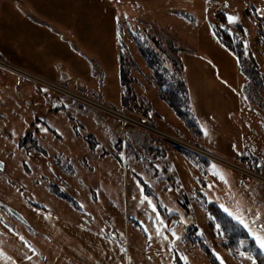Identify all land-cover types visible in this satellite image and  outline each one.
<instances>
[{"label": "rangeland", "instance_id": "1", "mask_svg": "<svg viewBox=\"0 0 264 264\" xmlns=\"http://www.w3.org/2000/svg\"><path fill=\"white\" fill-rule=\"evenodd\" d=\"M61 1L51 0L52 17ZM92 2L103 7L91 13L95 25L102 13V24L116 31L128 76L122 100V83H116L113 107L145 115L160 135L123 131L114 117L66 96L64 84L6 61L0 65V264H212L206 247L223 264H264V255L258 261L247 251L249 241L227 250L208 208L220 206L259 247L264 0ZM222 14L261 84L249 81L243 61L216 37L213 25ZM192 88L199 91L192 96L199 107ZM251 154L250 165L237 157Z\"/></svg>", "mask_w": 264, "mask_h": 264}, {"label": "crops", "instance_id": "2", "mask_svg": "<svg viewBox=\"0 0 264 264\" xmlns=\"http://www.w3.org/2000/svg\"><path fill=\"white\" fill-rule=\"evenodd\" d=\"M92 1L63 0L57 6L56 17H52L51 0H0V59L39 77L56 80L67 89L89 91L92 96L118 106L116 83L118 79L122 83V100L128 80L122 47L116 31L102 24V13L95 25L91 13L102 12L103 7ZM105 34L107 44H102L98 39L101 41ZM126 49L130 51L127 44ZM188 92L193 104L201 106L199 98L192 97L199 91L192 88ZM237 157L255 159L254 154Z\"/></svg>", "mask_w": 264, "mask_h": 264}, {"label": "trees", "instance_id": "3", "mask_svg": "<svg viewBox=\"0 0 264 264\" xmlns=\"http://www.w3.org/2000/svg\"><path fill=\"white\" fill-rule=\"evenodd\" d=\"M218 19L220 20L221 23L219 24L218 21V23L213 25V30L216 37L226 49H228L230 52H232L234 55L239 57L240 60L243 61V63L246 66V73H248V75L250 76L249 81L251 80V82H254L258 85L261 84L260 82H262V79L259 77L260 72L257 69L256 64H253L254 65L253 69L248 67L247 66L248 64H246L247 62L245 59V52L242 42L234 34L230 33L229 30L224 26L227 22L225 15L224 14L220 15ZM239 32L242 35V37L245 36V31L240 26H239ZM260 34L264 39V26H260ZM252 63H254V61H252ZM97 101L109 106H113L107 102L102 101L101 99ZM81 106L84 105L81 104ZM178 116L188 126L196 127L194 126V123L191 121V119L187 114L178 113ZM206 160L207 162H209L208 159ZM239 160L247 165H250L254 162V159H248V158H239ZM208 208L215 220L214 223H216L222 228L223 234L226 236L224 247L229 251H234L240 248V245L243 241H249L250 245L247 251H249L255 257L256 260L261 261L260 258H262L264 254L256 245L254 239H252L248 235L246 230L237 221H235L232 217H230L220 206L211 203L208 205ZM205 250L212 264H221L219 259L214 254H212L207 247L205 248Z\"/></svg>", "mask_w": 264, "mask_h": 264}, {"label": "built area", "instance_id": "4", "mask_svg": "<svg viewBox=\"0 0 264 264\" xmlns=\"http://www.w3.org/2000/svg\"><path fill=\"white\" fill-rule=\"evenodd\" d=\"M16 72V71H15ZM19 76H23L26 77L27 73H19ZM28 78V77H26ZM32 79V78H30ZM61 93L64 92L63 90L60 91ZM64 94V93H62ZM70 98H72L73 100H77L80 101L82 104H88L90 106H92L93 108H95L96 110L114 117L115 119H117L119 121V123L121 124L122 130L123 131H133L136 132L138 134L144 135V136H148V135H154V136H159L160 133L159 130H157L154 126H152L150 120L143 114L137 113V112H133L131 111L129 108L120 106V107H113V106H109L103 103H100L98 101H94L88 98H85V96H81L82 94L76 93L73 94L71 91H68L67 93ZM180 147L186 149V150H191L193 152H196L197 154L201 155V156H208V152L204 149H201L199 147H195V146H191L194 148H190V147H183V145H179ZM207 152V154H206ZM210 157V156H209ZM209 160V159H208Z\"/></svg>", "mask_w": 264, "mask_h": 264}, {"label": "water", "instance_id": "5", "mask_svg": "<svg viewBox=\"0 0 264 264\" xmlns=\"http://www.w3.org/2000/svg\"><path fill=\"white\" fill-rule=\"evenodd\" d=\"M4 167L3 163L0 161V170H2ZM3 206L6 207V209L8 210V212L13 215L14 217H16L18 220H20L22 223L24 224H29L28 221L25 219V217L19 212L17 211L15 208L11 207V206H8V205H4L2 204ZM175 223H173V226H174Z\"/></svg>", "mask_w": 264, "mask_h": 264}, {"label": "bare ground", "instance_id": "6", "mask_svg": "<svg viewBox=\"0 0 264 264\" xmlns=\"http://www.w3.org/2000/svg\"><path fill=\"white\" fill-rule=\"evenodd\" d=\"M5 63V61H3V60H1L0 59V65H5L4 64ZM9 64V63H8ZM7 67V66H6ZM10 68H8L7 67V70L8 71H10L11 72V70H9ZM39 80V79H38ZM41 83H47V82H43V81H40ZM55 87L57 88L56 90H59V91H62L63 89H65V88H62V87H60V86H58L57 84H55ZM67 90V89H66ZM68 91H71V90H68ZM73 94H75V92H73V91H71ZM17 219V218H16ZM20 221V220H19Z\"/></svg>", "mask_w": 264, "mask_h": 264}, {"label": "snow or ice", "instance_id": "7", "mask_svg": "<svg viewBox=\"0 0 264 264\" xmlns=\"http://www.w3.org/2000/svg\"><path fill=\"white\" fill-rule=\"evenodd\" d=\"M230 19H231V18H230ZM255 239H256V241H257L259 247H260L261 249H264V237L256 236ZM221 264H223V261L221 262Z\"/></svg>", "mask_w": 264, "mask_h": 264}, {"label": "flooded vegetation", "instance_id": "8", "mask_svg": "<svg viewBox=\"0 0 264 264\" xmlns=\"http://www.w3.org/2000/svg\"><path fill=\"white\" fill-rule=\"evenodd\" d=\"M20 80V79H19ZM26 225H29V224H26Z\"/></svg>", "mask_w": 264, "mask_h": 264}]
</instances>
